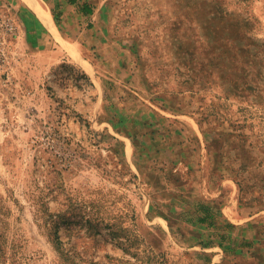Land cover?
<instances>
[{"label":"rangeland","instance_id":"obj_1","mask_svg":"<svg viewBox=\"0 0 264 264\" xmlns=\"http://www.w3.org/2000/svg\"><path fill=\"white\" fill-rule=\"evenodd\" d=\"M36 1L0 0V264H264V0Z\"/></svg>","mask_w":264,"mask_h":264},{"label":"bare ground","instance_id":"obj_2","mask_svg":"<svg viewBox=\"0 0 264 264\" xmlns=\"http://www.w3.org/2000/svg\"><path fill=\"white\" fill-rule=\"evenodd\" d=\"M26 5L35 10L39 18L51 29H53L52 18L49 13L42 8V6L36 0H22ZM54 31V30H53Z\"/></svg>","mask_w":264,"mask_h":264},{"label":"trees","instance_id":"obj_3","mask_svg":"<svg viewBox=\"0 0 264 264\" xmlns=\"http://www.w3.org/2000/svg\"><path fill=\"white\" fill-rule=\"evenodd\" d=\"M90 7L89 6H82L81 7V10H80V14L81 15H83V16H85V17H87V16H91L92 15V11L89 9ZM56 240H58V238H56ZM57 249H59V247L57 246ZM59 253H61V255L63 256V257H65V255H64V252H59ZM67 257V256H66ZM65 257V258H66Z\"/></svg>","mask_w":264,"mask_h":264}]
</instances>
